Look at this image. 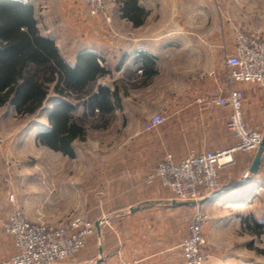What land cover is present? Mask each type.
<instances>
[{
  "label": "crops",
  "instance_id": "0c3cea01",
  "mask_svg": "<svg viewBox=\"0 0 264 264\" xmlns=\"http://www.w3.org/2000/svg\"><path fill=\"white\" fill-rule=\"evenodd\" d=\"M20 1L32 4L37 15L44 0ZM109 2L99 16L91 15L81 0H58L55 7L48 0L43 9L55 16L51 22L56 34L51 37L64 59L74 65L80 55L85 60L96 58L110 70L106 77L112 79L103 83L105 77L101 82L115 90L121 102L108 119L82 117L85 139L74 140L73 157L58 152L75 158V144L88 139L87 127L93 122L96 129L120 122L128 145L122 163H110L102 176L94 173L92 182L97 186L92 189L97 192L91 197L94 210L90 215L95 224L101 222V232L96 227L87 246L73 259L58 264H185L180 243L188 235L196 211L205 210L213 217L205 227L212 245L227 216H235L237 227L260 223L254 206L264 197V157L258 173L252 175L256 151L236 152L234 163L221 170L220 196L201 204L180 203L183 200L161 180L147 183L148 175L168 153L180 161L192 150L226 149L237 143L228 128L231 109H205L197 102L199 96L227 95L231 88L242 90L247 125L264 131V86L229 84L225 55L234 49L235 39L226 24L218 20L212 24L210 7L137 0L138 8L133 9L122 7L119 0ZM49 103L45 113L48 130L53 99ZM120 113L121 120H117ZM154 113L165 114L168 121L145 132L144 123ZM103 208H107L105 212ZM244 212L250 213L244 216ZM219 215L224 219L217 218ZM216 252L209 254L207 264H254ZM14 253L11 239L5 254L9 258Z\"/></svg>",
  "mask_w": 264,
  "mask_h": 264
},
{
  "label": "rangeland",
  "instance_id": "374dc122",
  "mask_svg": "<svg viewBox=\"0 0 264 264\" xmlns=\"http://www.w3.org/2000/svg\"><path fill=\"white\" fill-rule=\"evenodd\" d=\"M51 2L55 7L58 0ZM105 3L107 7L110 5L109 0H105ZM170 4L178 7H210L212 24L216 20L226 24L230 37L235 41L239 33L264 38V0H170ZM46 5L48 0L41 2L36 17L41 33L51 37L56 34L51 22L55 16L43 12ZM82 5L86 8L83 2ZM111 5L117 4L111 2ZM104 11L97 15L89 12L99 16ZM222 24L220 27L223 30ZM111 80L106 77L102 81ZM55 97L52 93L49 102ZM49 102L34 116H21L12 105L0 106V263L8 259L5 253L12 238L4 233V226L13 210H20L32 221L53 224L68 223L76 217L92 221L90 214L94 208L90 205L91 197L97 192V189H92L97 186L92 182L93 177L96 173L102 176L106 168L111 167L110 163H122L123 155L128 150L120 122L97 129L93 127L97 123L93 122L92 126L87 127L88 139L75 144L78 152L75 158L43 145L39 134L48 130L45 113L48 112ZM76 116L83 117L81 105L77 108ZM117 120H121V113ZM106 209L103 208V211ZM200 210L208 216V220L213 218L205 210ZM249 213L244 212V216ZM254 214L260 220L259 227L255 223L237 227L233 222L235 216L225 217L224 229L215 245L209 243L205 234L203 252L207 259L204 264L208 263L209 254L215 250L216 253L229 254L254 264H264V197L254 206ZM217 218L224 219L223 215ZM94 225L93 235L96 233Z\"/></svg>",
  "mask_w": 264,
  "mask_h": 264
},
{
  "label": "built area",
  "instance_id": "2783aa9c",
  "mask_svg": "<svg viewBox=\"0 0 264 264\" xmlns=\"http://www.w3.org/2000/svg\"><path fill=\"white\" fill-rule=\"evenodd\" d=\"M93 14L106 10L105 0H82ZM226 78L229 84L251 83L264 86V38L239 33L235 47L225 55ZM245 96L242 90L231 88L227 95L197 98L205 109L228 107L231 113L228 128L237 143L226 149L192 150L177 161L168 153L155 170L148 175L147 183L161 180L179 200H198L221 190V170L234 163L238 151L255 152L261 145L264 131L250 128L244 117ZM168 117L163 113L152 114L144 123L143 130L152 132L165 124ZM13 200V199H12ZM208 216L198 210L189 226L188 235L181 243L185 264H204L203 252L205 227ZM93 222L76 217L68 223L53 224L32 221L20 210L9 214L4 231L15 246V253L0 264H58L71 260L82 250L94 232Z\"/></svg>",
  "mask_w": 264,
  "mask_h": 264
},
{
  "label": "trees",
  "instance_id": "16d2710c",
  "mask_svg": "<svg viewBox=\"0 0 264 264\" xmlns=\"http://www.w3.org/2000/svg\"><path fill=\"white\" fill-rule=\"evenodd\" d=\"M119 1L122 7L138 8L137 0ZM84 58L80 55L74 65L64 59L55 40L41 33L32 4L0 0V106L34 116L54 93L51 128L39 140L70 157L74 140L85 139L84 118L108 119L121 104L117 92L101 82L110 70L96 58ZM79 105L84 118L74 115Z\"/></svg>",
  "mask_w": 264,
  "mask_h": 264
},
{
  "label": "water",
  "instance_id": "95a60500",
  "mask_svg": "<svg viewBox=\"0 0 264 264\" xmlns=\"http://www.w3.org/2000/svg\"><path fill=\"white\" fill-rule=\"evenodd\" d=\"M263 157H264V134H263V140H262V143L260 145V147L256 150V153H255V156L253 158V161H252V164H251V167H250V173L252 175H256L260 169V165H261V162L263 160ZM222 193L221 190L215 192L213 195L211 196H205L203 198H200L198 200H184L180 203L182 204H201V203H204L208 200H212V199H217L220 194ZM96 227H97V230L99 232H101V222L98 221L96 223ZM99 263V262H98Z\"/></svg>",
  "mask_w": 264,
  "mask_h": 264
}]
</instances>
